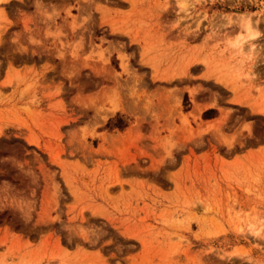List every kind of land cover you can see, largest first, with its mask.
Instances as JSON below:
<instances>
[{
	"label": "rangeland",
	"instance_id": "374dc122",
	"mask_svg": "<svg viewBox=\"0 0 264 264\" xmlns=\"http://www.w3.org/2000/svg\"><path fill=\"white\" fill-rule=\"evenodd\" d=\"M0 264H264V0H0Z\"/></svg>",
	"mask_w": 264,
	"mask_h": 264
},
{
	"label": "crops",
	"instance_id": "0c3cea01",
	"mask_svg": "<svg viewBox=\"0 0 264 264\" xmlns=\"http://www.w3.org/2000/svg\"><path fill=\"white\" fill-rule=\"evenodd\" d=\"M210 110V109H209ZM209 110H206L205 112H208Z\"/></svg>",
	"mask_w": 264,
	"mask_h": 264
},
{
	"label": "trees",
	"instance_id": "16d2710c",
	"mask_svg": "<svg viewBox=\"0 0 264 264\" xmlns=\"http://www.w3.org/2000/svg\"><path fill=\"white\" fill-rule=\"evenodd\" d=\"M206 112H204V115H205Z\"/></svg>",
	"mask_w": 264,
	"mask_h": 264
}]
</instances>
